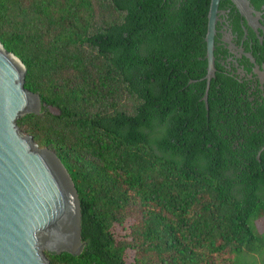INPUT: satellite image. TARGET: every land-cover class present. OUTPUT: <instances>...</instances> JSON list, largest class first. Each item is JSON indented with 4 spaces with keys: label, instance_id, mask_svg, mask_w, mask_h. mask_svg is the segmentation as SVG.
I'll return each instance as SVG.
<instances>
[{
    "label": "trees",
    "instance_id": "obj_1",
    "mask_svg": "<svg viewBox=\"0 0 264 264\" xmlns=\"http://www.w3.org/2000/svg\"><path fill=\"white\" fill-rule=\"evenodd\" d=\"M210 1L0 0L41 106L17 125L78 197L50 264H264V105L218 63L205 103Z\"/></svg>",
    "mask_w": 264,
    "mask_h": 264
},
{
    "label": "water",
    "instance_id": "obj_2",
    "mask_svg": "<svg viewBox=\"0 0 264 264\" xmlns=\"http://www.w3.org/2000/svg\"><path fill=\"white\" fill-rule=\"evenodd\" d=\"M232 1L241 9L243 0ZM219 2L211 0L208 11L205 103L215 71ZM25 73L0 43V264H50L45 251L77 255L82 247L78 197L67 170L17 125L41 109L39 96L25 88Z\"/></svg>",
    "mask_w": 264,
    "mask_h": 264
},
{
    "label": "flooded vegetation",
    "instance_id": "obj_3",
    "mask_svg": "<svg viewBox=\"0 0 264 264\" xmlns=\"http://www.w3.org/2000/svg\"><path fill=\"white\" fill-rule=\"evenodd\" d=\"M240 4L242 10L232 0L219 2L214 74L218 63L224 73L242 84L257 108L255 98L264 105V0H243Z\"/></svg>",
    "mask_w": 264,
    "mask_h": 264
},
{
    "label": "rangeland",
    "instance_id": "obj_4",
    "mask_svg": "<svg viewBox=\"0 0 264 264\" xmlns=\"http://www.w3.org/2000/svg\"><path fill=\"white\" fill-rule=\"evenodd\" d=\"M50 110L52 112L55 111L52 108H50ZM257 229L259 232H264V220L263 219H261L257 222ZM132 255H133V253L128 251L127 256H126V264H132Z\"/></svg>",
    "mask_w": 264,
    "mask_h": 264
}]
</instances>
